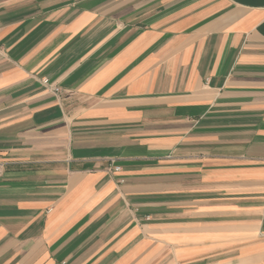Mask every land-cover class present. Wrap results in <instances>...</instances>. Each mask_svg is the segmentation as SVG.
Wrapping results in <instances>:
<instances>
[{
    "label": "crops",
    "instance_id": "crops-1",
    "mask_svg": "<svg viewBox=\"0 0 264 264\" xmlns=\"http://www.w3.org/2000/svg\"><path fill=\"white\" fill-rule=\"evenodd\" d=\"M0 264H264V0H0Z\"/></svg>",
    "mask_w": 264,
    "mask_h": 264
},
{
    "label": "built area",
    "instance_id": "built-area-1",
    "mask_svg": "<svg viewBox=\"0 0 264 264\" xmlns=\"http://www.w3.org/2000/svg\"><path fill=\"white\" fill-rule=\"evenodd\" d=\"M43 84H44L45 86H47V87L50 88L51 93H52L54 96H56V97H59V96H60L61 91H60V89H59L58 87H50V86L48 85V82H47V81H43ZM110 170H111L113 173H117V172L120 171V168H119V167H114V168H112V169H110ZM121 182H123V181H121Z\"/></svg>",
    "mask_w": 264,
    "mask_h": 264
}]
</instances>
